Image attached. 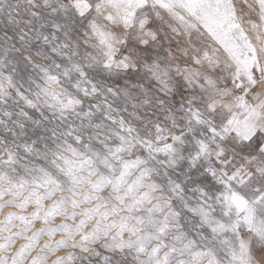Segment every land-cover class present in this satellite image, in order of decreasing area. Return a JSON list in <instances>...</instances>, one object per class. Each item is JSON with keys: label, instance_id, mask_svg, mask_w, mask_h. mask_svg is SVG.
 <instances>
[{"label": "snow or ice", "instance_id": "1", "mask_svg": "<svg viewBox=\"0 0 264 264\" xmlns=\"http://www.w3.org/2000/svg\"><path fill=\"white\" fill-rule=\"evenodd\" d=\"M9 205L0 264H264V0H0Z\"/></svg>", "mask_w": 264, "mask_h": 264}, {"label": "rangeland", "instance_id": "2", "mask_svg": "<svg viewBox=\"0 0 264 264\" xmlns=\"http://www.w3.org/2000/svg\"><path fill=\"white\" fill-rule=\"evenodd\" d=\"M7 198H8L7 196L4 197V199H7ZM49 202L50 201H46L45 203H49ZM33 207H34V205L29 204L28 209L25 211H30ZM8 211H20V210L15 209L14 206H12V205L6 206L4 208H0V218H2L3 213H6ZM60 219H61L60 217H57L56 220L54 221V223H58L60 221ZM40 223H41L40 221H36L35 227H39ZM60 235H61L60 233H57L53 239H59ZM46 238L47 237H41L40 243H43L44 239H46ZM22 242H23L22 240H17V241H15V244L19 245ZM63 251H66V250L62 249L61 252H63ZM56 254L58 255L60 253L58 252ZM48 259H49V261H51L52 259H54V255L49 256Z\"/></svg>", "mask_w": 264, "mask_h": 264}]
</instances>
